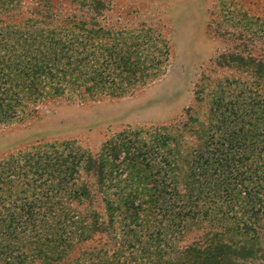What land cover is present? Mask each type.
<instances>
[{"label": "rangeland", "instance_id": "rangeland-1", "mask_svg": "<svg viewBox=\"0 0 264 264\" xmlns=\"http://www.w3.org/2000/svg\"><path fill=\"white\" fill-rule=\"evenodd\" d=\"M18 3L15 22L23 20L36 0ZM43 4L52 10L50 21L88 16L71 0ZM107 9L102 12L106 17L102 25L108 28L104 36L108 44L119 42L112 44L114 57L119 49L126 64L140 65L131 75L137 82L132 81L121 97L107 88L99 90L96 70L117 81L122 71L117 62L97 68L90 60L74 71L75 79L62 78L63 94L54 96L49 89L50 95L41 102L0 122V225L9 224L0 230V264H140L138 230H144L146 238L152 231L156 234L155 221L163 213L165 232L160 237H170V203L166 195H158L156 185L151 193L143 190L149 198L142 197L150 203L140 220L128 213L119 193L140 201V175L138 181L130 177L121 182L124 178L116 175L101 183L102 147L129 131L143 138L171 135L192 109L208 123L239 125L243 115L237 120L229 117L235 108L227 105L230 102L252 119L245 127L264 125V0H109ZM90 14L97 15L94 9ZM90 37L89 50L102 60V50L93 44L98 34ZM219 96L225 106L212 117L210 108ZM259 131L264 133V126ZM187 137H169L163 150L187 151ZM86 154L97 162L88 161ZM8 167L19 177H6ZM82 184L91 192L73 197L71 192ZM102 198L113 202V222L104 212L107 203ZM99 213L106 229L93 223ZM194 224L182 242L179 233L172 236L176 249L200 231ZM94 226L104 231L87 241ZM94 247L99 256L89 255Z\"/></svg>", "mask_w": 264, "mask_h": 264}, {"label": "trees", "instance_id": "trees-1", "mask_svg": "<svg viewBox=\"0 0 264 264\" xmlns=\"http://www.w3.org/2000/svg\"><path fill=\"white\" fill-rule=\"evenodd\" d=\"M18 1L0 0V9L6 13L2 17L0 12V122L16 117L21 108L41 102L50 95L49 89L54 96L63 94L62 78L75 79V72L90 60L92 66L98 65L97 68L117 62L115 66L122 71L121 81H117L112 75L101 76L102 71L96 70L99 90L107 88L111 91L109 94L121 97L132 81L137 82L131 75L139 71L140 65L126 64L125 58L119 56V49L114 57L116 51L112 50V44L119 42L110 45L104 36L108 28L102 25L106 19L102 12L108 10L109 0H71L88 15L87 18L73 15L59 23L50 21L52 10L43 4L44 0H36V5L28 7L23 20L15 22L13 16L19 12ZM92 9L96 16L90 14ZM95 34L99 37L93 44L102 50V60L96 51L89 50L90 36ZM80 35H83L81 42ZM155 66L156 62L151 65ZM213 102L212 117L225 106L220 96ZM227 105L235 107L229 117L237 120L243 115L241 124L228 126L224 121L217 125L218 120L216 124L208 123L200 111L192 109L181 128H176L171 135L143 138L139 132L129 131L119 133L102 147L99 156L102 161L98 165L105 172L100 174L104 177L101 183L104 179L111 181L116 175L124 178L121 182L130 177L138 181L140 175V201L119 193L128 213L140 220V213L147 210L145 206L150 203L144 199L147 195H143V190L151 193L156 185L158 195H166L170 203V237H160L165 232L163 213L155 221L156 234L152 231L146 238L144 230H138L135 239L140 237V245L136 247L140 249V264H264V133L259 131L264 125L245 127L252 119L249 121L248 115L236 108V103ZM185 134L188 136L187 151L179 147L163 150L169 137L181 138ZM155 155H159V159ZM87 158L96 161L92 155L88 154ZM8 170L6 177L14 179L11 174L19 177L15 168L8 167ZM88 190V185L82 184L71 194L80 198L85 192H91ZM101 200L107 203L104 212L110 213L109 222H113L112 200ZM102 216L101 213L96 215L93 223L106 229ZM194 223H198L200 231L191 242L176 249L172 242L176 234L179 233L178 239L182 242ZM1 224L0 230L9 226L6 221ZM102 229L92 227L85 239L101 235ZM89 255L99 256V251L94 247Z\"/></svg>", "mask_w": 264, "mask_h": 264}]
</instances>
